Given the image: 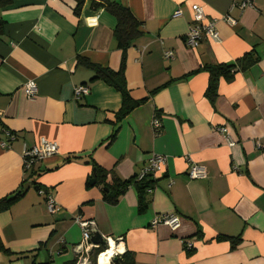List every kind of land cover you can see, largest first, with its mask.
I'll use <instances>...</instances> for the list:
<instances>
[{"label":"crops","instance_id":"crops-1","mask_svg":"<svg viewBox=\"0 0 264 264\" xmlns=\"http://www.w3.org/2000/svg\"><path fill=\"white\" fill-rule=\"evenodd\" d=\"M116 1L141 23L142 35L127 51L126 84L135 100H149L119 124L112 142L122 96L102 81L92 83L94 73L78 59L119 70L116 18L88 2L76 13L75 0H16L0 7V129L16 135L4 148L7 137L0 133V199L26 189L0 213V242L8 250L0 251V264H70L78 254L77 264H92L77 216L95 223L106 249L113 243V253L133 252L136 264H264V0L244 12L234 7L243 0ZM193 5L219 20L220 41L187 45ZM178 10L183 16L175 18ZM226 15L237 24L225 23ZM253 49L260 61L232 82L221 80L214 108L202 68L234 64ZM30 80L38 87L32 100L24 92ZM77 86L90 93L76 99ZM155 118L159 132L152 128ZM223 127L227 138L217 129ZM43 139L59 151L29 179L24 149ZM154 154L166 156L167 166L152 178L145 213H139L133 186L115 205L104 201L101 187H88L93 164L128 180ZM190 162L205 166L207 178L191 180ZM35 183L54 196L57 213L48 212ZM162 214L181 216L180 227L152 228ZM224 237L240 238V245L232 249L229 240H218Z\"/></svg>","mask_w":264,"mask_h":264},{"label":"trees","instance_id":"trees-1","mask_svg":"<svg viewBox=\"0 0 264 264\" xmlns=\"http://www.w3.org/2000/svg\"><path fill=\"white\" fill-rule=\"evenodd\" d=\"M16 0H0V7H7ZM77 2L76 13H78L85 3H89V6L93 10L104 9L111 13L117 21V25L114 31V37L118 49L122 51L121 66L119 70L115 71L110 68H103L99 65H95L90 61L79 58V64L85 68L91 70L94 73L91 82L102 81L107 85L113 87L115 90L120 92L122 96V106L119 112L116 114V124L113 134L108 138V141L112 142L115 140L119 124L130 115L134 110L144 105L149 97L142 100H135L127 87L126 84V57L128 49L134 45L136 39H138L142 33L140 32L141 23L138 22L131 11L119 4L116 0H75ZM5 23L0 19V37L4 35ZM260 61V56L253 49L250 53L246 54L243 58L237 60L234 64H219V65H206L202 68V71L208 73L209 83L206 89L205 97L216 108V102L218 99V87L221 80L226 82H232L236 73L246 71L253 66L257 65ZM196 73V72H195ZM15 135V133L10 132ZM38 165V164H37ZM34 165L27 173H32L29 179L33 178V170L37 166ZM95 169L94 177L88 181V187H101L103 192V199L110 205L118 203L120 197L126 193L129 187H135L138 193L139 201V213H145L148 208V202L146 200L148 189L154 188L153 176H148L143 180H137V177L128 180H122L113 171H107L100 166L93 164ZM28 180V179H27ZM26 180V181H27ZM94 180L95 183L91 184ZM37 192L42 187L34 185ZM45 190V189H44ZM46 191V190H45ZM26 193V189L22 186V189L16 191L12 195L0 199V213L8 211L11 207L16 204ZM218 240H229L232 249H235L240 245V238L236 240L230 238H219ZM105 246H99L97 249H93L89 256L92 264H97L98 256L105 250ZM186 250V249H185ZM194 249L186 250L189 254H192ZM0 251L8 253L0 242ZM80 254L70 264H77ZM111 264H136L135 255L131 251L115 257Z\"/></svg>","mask_w":264,"mask_h":264},{"label":"built area","instance_id":"built-area-1","mask_svg":"<svg viewBox=\"0 0 264 264\" xmlns=\"http://www.w3.org/2000/svg\"><path fill=\"white\" fill-rule=\"evenodd\" d=\"M255 6L254 0H243L241 3L236 4L237 9L241 12H244L248 8H253ZM193 12V24L190 26L188 34H187V45L191 49H196L200 46L203 40H211L213 42L220 41V34L217 28L218 21L215 18H207L204 10L199 5L192 6ZM183 16V12L178 10L175 12L174 17L179 18ZM222 20L229 24L230 26H235L237 24V20H235L230 15H226L222 18ZM165 57L167 59H172L174 57V53L172 51H168L165 53ZM24 92L26 97L30 100L34 99L38 93V87L35 81L30 80L24 86ZM90 93V88L87 86H77L75 88V97L76 99H81L82 97L87 96ZM161 121L158 118H155L152 122V128L155 132H159L161 130ZM226 138L229 136L228 129L226 127L217 128ZM0 133L5 134L7 140L1 141V145L4 148L9 146V143L16 139V135L10 133L8 130L0 129ZM236 143L230 142V146H234ZM261 145L258 143V148ZM59 151L58 145L54 142H50L48 140H41V142L35 145L32 148H25L23 153V159L25 164V171H30L34 165L42 163L47 158L55 156ZM167 166V157L164 155L154 154L149 159V164L146 166L138 175L137 180H143L144 178L152 175H156L158 173L163 172L164 168ZM188 177L191 180H202L206 179L208 176L207 168L205 166L199 165L195 162H190L188 164ZM170 184H173L171 182ZM46 190V189H45ZM40 189L38 193L45 198V204L47 206V210L50 214H55L59 211V207L55 201L54 196L49 193L47 190ZM153 191L152 188L148 189V193ZM76 222L79 224L83 231L84 237V245L87 246V243L91 240L92 234L95 229V223L90 220H84L81 216H77ZM181 225V216L177 214H162L156 216L152 222L151 227L157 228L158 226H167L172 231L177 230ZM84 245L81 247L83 248ZM81 248V249H82ZM194 248L193 244L188 242L185 244L186 250H192ZM108 249H105L98 256V261L101 258V255L107 253ZM119 254L114 252L113 257H117Z\"/></svg>","mask_w":264,"mask_h":264},{"label":"water","instance_id":"water-1","mask_svg":"<svg viewBox=\"0 0 264 264\" xmlns=\"http://www.w3.org/2000/svg\"><path fill=\"white\" fill-rule=\"evenodd\" d=\"M94 183H95V181L92 180L91 181V184H94ZM95 245H97V246L101 245V246H105V247L108 246V243L96 231L93 232L92 237H91V240L87 243L88 250L91 252L93 250V248H94Z\"/></svg>","mask_w":264,"mask_h":264},{"label":"bare ground","instance_id":"bare-ground-1","mask_svg":"<svg viewBox=\"0 0 264 264\" xmlns=\"http://www.w3.org/2000/svg\"><path fill=\"white\" fill-rule=\"evenodd\" d=\"M114 244L112 243V249H109L107 253L101 255L100 261L101 263L106 262V258L110 255H113Z\"/></svg>","mask_w":264,"mask_h":264}]
</instances>
